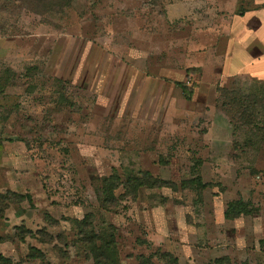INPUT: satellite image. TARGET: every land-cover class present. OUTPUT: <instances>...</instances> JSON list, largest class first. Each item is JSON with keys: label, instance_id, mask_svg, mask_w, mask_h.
Returning <instances> with one entry per match:
<instances>
[{"label": "rangeland", "instance_id": "rangeland-1", "mask_svg": "<svg viewBox=\"0 0 264 264\" xmlns=\"http://www.w3.org/2000/svg\"><path fill=\"white\" fill-rule=\"evenodd\" d=\"M67 1L0 0V192L32 199L0 212V252L96 264L90 213L121 264H264V107L249 124L233 104L264 101V0ZM141 171L178 189L134 194ZM238 200L254 213L227 219Z\"/></svg>", "mask_w": 264, "mask_h": 264}, {"label": "trees", "instance_id": "trees-1", "mask_svg": "<svg viewBox=\"0 0 264 264\" xmlns=\"http://www.w3.org/2000/svg\"><path fill=\"white\" fill-rule=\"evenodd\" d=\"M71 1L72 0H68L66 3L70 4ZM179 86L181 87L183 93L188 97L192 94V90L186 85L180 83ZM226 92L227 91L224 90V93H222V97L224 99L228 98ZM233 102V104L237 108V115L240 113V119H242L244 122L249 121V124L254 123V119L252 117H257L255 108H257L258 106L264 107V101H262V103H259L260 101H250L249 97L243 98L239 103H236L235 101ZM196 164V166L201 165L200 161ZM109 180L116 182V186L120 184V179L118 177L112 176ZM123 185L128 190H132L134 194H136V192L140 188L145 186L158 189H162L165 187L171 188L173 190L178 189V186L175 183L164 181L160 178H154L152 174L145 171H141L136 175L129 176L127 181ZM181 186L186 189L194 190L198 194L199 198L202 199L203 192L208 187V184L204 183L200 173L197 172L194 174V177L192 179L184 181ZM113 196L114 194L111 189L109 190V194H102V196L100 194L102 205L106 206L108 202H111V198ZM25 201H32L30 195L20 194L13 191H7L6 193L0 192V212L2 214V212L10 204H18ZM253 213L254 210L249 206V204H247L243 200H238L231 201L228 204L224 215L227 219H234L242 215L250 216ZM75 224L78 229L80 243H82L84 248L87 250L88 256L93 257L96 264H121L117 254V230L113 226V224H109L108 230L106 229L104 230V232L100 233L95 229L92 214L90 213L86 214L82 220H75ZM34 250H36L37 252L39 251L37 249ZM139 259L142 261L141 264H154L150 258H146L144 255H141ZM160 259L163 261V264H179L178 258L170 252H161ZM217 262L219 264H231V261L228 257L220 258L217 260ZM0 264H12V262L9 258L5 257L0 252ZM241 264L250 263L248 261H244Z\"/></svg>", "mask_w": 264, "mask_h": 264}]
</instances>
